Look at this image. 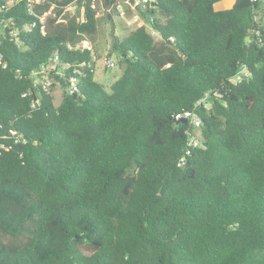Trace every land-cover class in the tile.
Returning a JSON list of instances; mask_svg holds the SVG:
<instances>
[{"label": "trees", "instance_id": "1", "mask_svg": "<svg viewBox=\"0 0 264 264\" xmlns=\"http://www.w3.org/2000/svg\"><path fill=\"white\" fill-rule=\"evenodd\" d=\"M91 1L42 0V34L27 0H0V264H264V0L128 10L144 25L114 34L108 89L96 62L34 107L33 70L91 58L68 47L97 33Z\"/></svg>", "mask_w": 264, "mask_h": 264}, {"label": "built area", "instance_id": "2", "mask_svg": "<svg viewBox=\"0 0 264 264\" xmlns=\"http://www.w3.org/2000/svg\"><path fill=\"white\" fill-rule=\"evenodd\" d=\"M9 5L15 4L19 2L20 0H6ZM28 1V10L31 14L36 15V7L37 5L42 3V0H27ZM99 1V2H98ZM253 2L257 0H252ZM154 0H124V1H119L118 3L115 4V6H111L108 8L103 7L104 4L102 3V0H92L91 1V7L96 9L98 8V3L101 4V9L97 11V15H101L100 10L107 11L109 13H113L114 10L117 11L119 16H126L127 17V11L131 9L133 12L138 11L139 9L146 10L148 8H153ZM6 5H2L0 7V10H2ZM115 7V8H114ZM74 8L79 9V14L77 16L78 20L85 21V8L84 6H78L77 3L70 4L67 6L62 15L64 13H67L72 11ZM54 10V5L51 6L47 11H45L42 14H37L39 19H40V30L42 34L46 33V17L52 13ZM82 12V14H81ZM72 15H77V13H71ZM59 17V21H66V18L63 16ZM138 20L142 22V25H144V21L140 18L139 14L134 15ZM35 25V24H34ZM30 26H26V28H29ZM152 29V27H150ZM13 35H17L19 33L18 29H13L11 31ZM153 34H155V31H152ZM68 47L73 49V50H81V51H88L91 55V58L89 61H83L78 64H71V63H66L63 60L60 59L59 54H54L49 63L41 66L40 68L33 70L31 72L30 77L33 78V86L34 90L36 92V98L33 100L32 105L35 107L38 104H40V97L42 91L46 93H53V88L56 84H58L62 88V84H65L66 90L69 93H74L78 91L77 84L79 82V76L83 73V68L89 66L92 67L99 59L103 60L104 65L113 68L116 65L115 60L112 58V55H104L103 57L99 58L98 54L96 53L95 49V43L93 40H91L88 36H84L79 42L76 44H68ZM2 60V55L0 53V61ZM6 66V64H5ZM72 68V70H70ZM68 71H70L68 73ZM246 73V70L243 71ZM241 78V74L239 73L234 81H237V79ZM63 91V89H62ZM29 93H25L24 96H27ZM207 95L203 97L201 102L204 103L205 106H209V102L207 101ZM178 120L182 119H188L190 120V123L194 127H199L201 124L199 116L193 111V110H188L185 111L177 116ZM15 134V132H13ZM189 144L193 146H198L200 144V141L197 139L196 136L190 134V139H189ZM0 145L4 146V144L1 142V137H0Z\"/></svg>", "mask_w": 264, "mask_h": 264}, {"label": "rangeland", "instance_id": "3", "mask_svg": "<svg viewBox=\"0 0 264 264\" xmlns=\"http://www.w3.org/2000/svg\"><path fill=\"white\" fill-rule=\"evenodd\" d=\"M234 0H223L217 4V9H228L231 7ZM130 12L132 11L129 9ZM79 9L74 8L70 13H78ZM101 18L98 23V31L95 34L93 40L96 42V49L98 54L103 57L106 54H110L112 52L111 44L115 36L120 38L125 37L129 34L131 30L140 26L142 22L138 20L133 14L130 13L128 17L119 16L116 13L112 14H104L103 10H100ZM80 13V12H79ZM82 14V12H81ZM133 15V16H132ZM1 27V25H0ZM150 28V27H149ZM156 39L159 40V36L156 33L154 35ZM118 53L114 52L112 54V58L115 60L116 65L113 68H109L104 65L103 60L97 61L95 78L102 82L107 88L108 85L113 82L116 78H118L123 72V66L117 63ZM108 89V88H107ZM53 96L55 104H60L63 97L62 88L56 84L53 88Z\"/></svg>", "mask_w": 264, "mask_h": 264}, {"label": "water", "instance_id": "4", "mask_svg": "<svg viewBox=\"0 0 264 264\" xmlns=\"http://www.w3.org/2000/svg\"><path fill=\"white\" fill-rule=\"evenodd\" d=\"M180 121H182V122H186L187 120H186V119H182V120H180Z\"/></svg>", "mask_w": 264, "mask_h": 264}, {"label": "crops", "instance_id": "5", "mask_svg": "<svg viewBox=\"0 0 264 264\" xmlns=\"http://www.w3.org/2000/svg\"><path fill=\"white\" fill-rule=\"evenodd\" d=\"M235 1H236V0H234V1H233V3H232V5H231V7H232V6H233V4L235 3Z\"/></svg>", "mask_w": 264, "mask_h": 264}]
</instances>
